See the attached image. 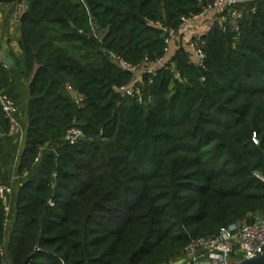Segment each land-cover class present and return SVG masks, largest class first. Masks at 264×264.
Wrapping results in <instances>:
<instances>
[{
  "label": "trees",
  "instance_id": "16d2710c",
  "mask_svg": "<svg viewBox=\"0 0 264 264\" xmlns=\"http://www.w3.org/2000/svg\"><path fill=\"white\" fill-rule=\"evenodd\" d=\"M211 1L27 0L20 52L0 63L24 133L20 149L0 107V178L13 186L0 264H166L192 238L264 217V0L240 4L238 34L215 17L201 66L181 44L171 69L143 73L145 103L112 89L133 74L106 51L153 61L165 54L154 23L177 29Z\"/></svg>",
  "mask_w": 264,
  "mask_h": 264
},
{
  "label": "built area",
  "instance_id": "2783aa9c",
  "mask_svg": "<svg viewBox=\"0 0 264 264\" xmlns=\"http://www.w3.org/2000/svg\"><path fill=\"white\" fill-rule=\"evenodd\" d=\"M248 1L251 0H212L199 14L181 17L177 29L154 23L163 31L165 54L153 61L144 60L138 64H131L110 53L111 58L119 67L133 74L132 79L128 83L113 85L112 89L121 97L133 98L137 103H145L148 97L144 96L143 88L140 84L141 76L143 73L154 76L160 67L172 68L167 66L166 55L169 51L170 41L175 35L182 36L183 46L193 60L201 66L204 58L201 36L208 33L211 22L218 16V21H220L222 27H225L228 18L232 29L238 34L240 23L245 13L240 4ZM212 10L216 11L215 17L212 21L204 23L200 32H198V21H201L203 16ZM254 11L255 8L251 7L250 12L254 13ZM1 59L0 57V63ZM148 82H151V78H149ZM73 96L77 103L82 101V97L76 93H73ZM0 107L3 118L8 125L7 135L17 138L18 141L22 140L24 133L19 119L18 106L13 98L3 91H0ZM81 136L80 128L72 125L66 131L65 140L70 143H76ZM253 175L264 183V173L255 171ZM12 192V184L0 178V199L5 207L6 214L9 210ZM6 222H4V226ZM182 254L186 256L182 264H236L242 260L262 255L264 254V217L262 220L258 219L252 223L244 221L232 222L222 226L212 236L192 238L184 247Z\"/></svg>",
  "mask_w": 264,
  "mask_h": 264
},
{
  "label": "crops",
  "instance_id": "0c3cea01",
  "mask_svg": "<svg viewBox=\"0 0 264 264\" xmlns=\"http://www.w3.org/2000/svg\"><path fill=\"white\" fill-rule=\"evenodd\" d=\"M27 0H22L17 3H0V57L3 58L6 55L10 56L12 60V65L15 63V56L19 54L20 49L18 46V38L20 35L19 32V18L21 14L26 10ZM216 11L212 10L207 12L201 21H198V32H200L202 25L206 22H210L215 17ZM183 39L180 35H175L169 44V51L166 55L168 59L174 51L178 48L179 45H183ZM17 80L19 83L23 84V101L25 105L28 99V84L30 77H22L18 75ZM25 114L22 113L21 117H24ZM23 140V139H22ZM22 140L19 142V148H22ZM186 256L180 254L172 258L166 264H182Z\"/></svg>",
  "mask_w": 264,
  "mask_h": 264
},
{
  "label": "water",
  "instance_id": "95a60500",
  "mask_svg": "<svg viewBox=\"0 0 264 264\" xmlns=\"http://www.w3.org/2000/svg\"><path fill=\"white\" fill-rule=\"evenodd\" d=\"M70 25H71V30L69 32L70 35H73L79 39H86L87 38V35L81 31H79L72 23ZM105 54L107 55V57L109 59L111 58V54L108 51H106ZM1 63L5 66H10L12 63V60H11L10 56L6 55L5 57H3L1 59ZM262 219H263V217L259 218V220H262ZM31 257L32 256L28 257L26 259V261L24 262V264H28ZM236 264H264V254L258 255L256 257H253L250 259L242 260Z\"/></svg>",
  "mask_w": 264,
  "mask_h": 264
}]
</instances>
